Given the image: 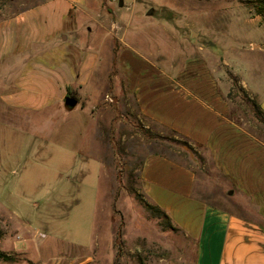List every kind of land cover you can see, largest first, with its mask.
Returning a JSON list of instances; mask_svg holds the SVG:
<instances>
[{
    "label": "rangeland",
    "instance_id": "374dc122",
    "mask_svg": "<svg viewBox=\"0 0 264 264\" xmlns=\"http://www.w3.org/2000/svg\"><path fill=\"white\" fill-rule=\"evenodd\" d=\"M39 1L0 0V19ZM100 7L106 29L87 44L101 60L75 93L78 105H56L61 116L53 122L45 113L17 125L0 119V252L11 256L0 264H46L69 243L92 245L95 232L93 264H195L196 243L145 206L153 203L140 172L153 152L202 176L211 163L199 146L142 113L135 72L219 78L240 120L245 112L264 133V0H100ZM54 207L56 226L47 229L41 221ZM53 235L59 242L49 246Z\"/></svg>",
    "mask_w": 264,
    "mask_h": 264
},
{
    "label": "crops",
    "instance_id": "0c3cea01",
    "mask_svg": "<svg viewBox=\"0 0 264 264\" xmlns=\"http://www.w3.org/2000/svg\"><path fill=\"white\" fill-rule=\"evenodd\" d=\"M106 15L100 0H41L1 18L0 119L17 125L35 122L34 113L52 122L61 116L56 105L80 95L98 69L101 56L87 38L106 29ZM141 71L132 81L142 113L199 146L211 163L202 176L166 152L150 153L140 172L147 198L196 243L195 264H264V133L243 111L240 120L221 79ZM48 211L41 223L50 229L57 216L55 207ZM95 237L88 247L69 243L46 264H93Z\"/></svg>",
    "mask_w": 264,
    "mask_h": 264
},
{
    "label": "trees",
    "instance_id": "16d2710c",
    "mask_svg": "<svg viewBox=\"0 0 264 264\" xmlns=\"http://www.w3.org/2000/svg\"><path fill=\"white\" fill-rule=\"evenodd\" d=\"M261 111H262V110H260L259 112L262 113L263 116H264V112H263V111L261 112ZM172 131L175 132V133H177V132L174 131V130H172ZM177 134H178V133H177ZM158 138H163V137L158 136ZM163 139H164V138H163ZM144 204H145V206H146L148 209L156 211V212H157L156 216H159V217H160V216H163V217H165L166 220L168 221V223H169L170 226H172V227H174V228H177L176 226L173 225L170 216H169V215L166 213V211L163 210L160 206H158V205H156V204H151V203H149V202H147V201H144ZM177 229H178V228H177ZM0 258H2V259H4V260H11V256H10V254H8V253H4V252H0Z\"/></svg>",
    "mask_w": 264,
    "mask_h": 264
},
{
    "label": "water",
    "instance_id": "95a60500",
    "mask_svg": "<svg viewBox=\"0 0 264 264\" xmlns=\"http://www.w3.org/2000/svg\"><path fill=\"white\" fill-rule=\"evenodd\" d=\"M152 12H153V10H151L149 12V14H152ZM196 33L197 32H193V36H196ZM78 102H79L78 98L77 97H74V96H67L65 98V105H67L70 108H75L78 105ZM230 193L232 194L233 191H230Z\"/></svg>",
    "mask_w": 264,
    "mask_h": 264
},
{
    "label": "flooded vegetation",
    "instance_id": "af4514ba",
    "mask_svg": "<svg viewBox=\"0 0 264 264\" xmlns=\"http://www.w3.org/2000/svg\"><path fill=\"white\" fill-rule=\"evenodd\" d=\"M67 96H74V97H77V96H75V94H73V93H69Z\"/></svg>",
    "mask_w": 264,
    "mask_h": 264
}]
</instances>
